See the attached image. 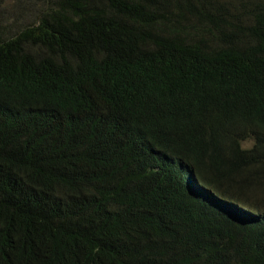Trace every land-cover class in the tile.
<instances>
[{
    "label": "trees",
    "instance_id": "16d2710c",
    "mask_svg": "<svg viewBox=\"0 0 264 264\" xmlns=\"http://www.w3.org/2000/svg\"><path fill=\"white\" fill-rule=\"evenodd\" d=\"M50 1L0 33V264H264V0Z\"/></svg>",
    "mask_w": 264,
    "mask_h": 264
},
{
    "label": "rangeland",
    "instance_id": "374dc122",
    "mask_svg": "<svg viewBox=\"0 0 264 264\" xmlns=\"http://www.w3.org/2000/svg\"><path fill=\"white\" fill-rule=\"evenodd\" d=\"M50 0H0V33L3 38L16 35L27 26L38 22L42 13L48 11ZM253 141L244 142L252 146Z\"/></svg>",
    "mask_w": 264,
    "mask_h": 264
}]
</instances>
